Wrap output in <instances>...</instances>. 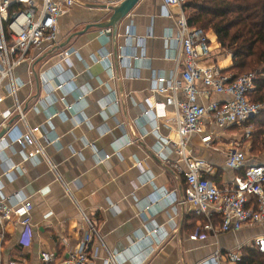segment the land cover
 I'll use <instances>...</instances> for the list:
<instances>
[{
    "label": "crops",
    "instance_id": "0c3cea01",
    "mask_svg": "<svg viewBox=\"0 0 264 264\" xmlns=\"http://www.w3.org/2000/svg\"><path fill=\"white\" fill-rule=\"evenodd\" d=\"M122 1L81 0L59 18V43L32 49L15 71L22 83L18 92L22 112L31 126L42 125L41 144L75 199L97 221L118 264H210L217 250L250 241L264 233V225L207 234L201 228L206 219L195 215L192 203L183 202L185 176L172 166L177 154L163 143V137L173 132L148 111L164 99L152 91L154 77L169 78L177 66L171 38L178 31L176 18L165 14L163 0H140L120 24L117 40L106 29L95 27L73 36L108 20L110 7ZM131 26L133 37L128 35ZM208 35L213 59L225 73L233 74L225 71L233 65V55L220 49L213 31ZM66 51L69 59L63 57ZM124 53L144 56L123 58ZM106 55L110 56L104 60ZM62 78L72 79L75 92L68 85L57 88ZM80 94L85 96L79 99ZM14 105L15 99L6 92L0 105V130L5 127L3 112L14 110ZM66 105L72 106L69 112ZM53 113L59 115L49 120ZM7 124L22 129L17 111ZM221 132L216 149L206 147L198 134L188 143L194 154L204 155L216 167L210 178L219 186L235 174L226 166L222 150L238 130L230 127ZM5 137L9 139L8 134ZM32 149L13 143L0 154V196L10 205L25 200L33 204L30 240L16 218L7 222L4 237L0 236V264H44L43 252L65 256L87 231L76 202L41 155L24 162L27 172L16 169L12 176L5 174ZM251 150L250 156L264 163V151ZM106 155L109 158L103 160ZM93 245L96 255L90 264H107L106 248L97 239Z\"/></svg>",
    "mask_w": 264,
    "mask_h": 264
},
{
    "label": "built area",
    "instance_id": "2783aa9c",
    "mask_svg": "<svg viewBox=\"0 0 264 264\" xmlns=\"http://www.w3.org/2000/svg\"><path fill=\"white\" fill-rule=\"evenodd\" d=\"M81 0H42L40 6L32 0H0V105L7 92L15 99L14 110L21 118L19 125L8 128L7 120L14 110L3 112V125L8 129L9 139L0 140V154L4 146L30 145L33 149L23 153V160L14 164L5 174L12 176L16 169L27 172L24 162L35 160L41 155L64 184L66 193L74 200L87 224V231L78 243L65 256L52 251L42 253L44 264H90L96 255L93 242L99 240L106 248L107 264H118L116 255L106 247L98 230L97 221L91 218L86 210L75 199L72 188L63 181L58 168L52 163L44 146L40 142L42 125L31 126L18 98L22 86L15 74L17 67L28 59L29 52L49 43L53 47L59 43V18L66 14ZM165 14L176 18L178 31L171 38L176 43L177 63L175 72L167 78L156 75L152 91L163 95L164 99L154 102L149 112L163 120L173 135L163 137L166 147H171L178 156L172 166L184 174L186 186L183 202L194 205L197 216H203L202 230L207 234L218 236L222 233L237 232L246 227L264 225V163L255 161L250 156L255 126L248 122L264 109V102H255L250 95L256 89L259 71H251L234 78L225 73L215 61L211 39L202 28L191 26L185 5L187 0H163ZM16 5V7H14ZM112 33V28L106 29ZM129 37L135 36L131 26ZM68 51L63 53L69 59ZM110 55L104 56L107 60ZM123 58H139L124 53ZM114 68V63L109 62ZM72 77V75H71ZM57 80V79H55ZM57 88L70 87L75 92L72 79L57 81ZM222 95V99H213ZM85 94H80L82 99ZM65 101V98H61ZM208 100L207 102L205 101ZM116 99V103H119ZM66 105L65 112L71 110ZM59 113H53L52 117ZM230 127L238 130L237 136L229 139L228 147L223 151L226 166L235 172L234 176L219 186L210 176L216 174V167L204 156L194 154L188 143L193 135H200L201 142L208 148L216 149L220 143L217 137L221 131ZM159 129V125L156 130ZM5 134V135H6ZM132 138H129V140ZM2 145V146H1ZM108 155L103 160H107ZM0 178V183H1ZM1 191V190H0ZM1 193V192H0ZM33 204L22 201L10 205L6 198L0 196V236L4 237L7 222L16 218L25 227V236L30 240ZM218 217L219 221L215 219ZM248 249L264 253V233L254 236L250 241L234 249L217 250L209 259L210 264H242L244 253Z\"/></svg>",
    "mask_w": 264,
    "mask_h": 264
},
{
    "label": "trees",
    "instance_id": "16d2710c",
    "mask_svg": "<svg viewBox=\"0 0 264 264\" xmlns=\"http://www.w3.org/2000/svg\"><path fill=\"white\" fill-rule=\"evenodd\" d=\"M185 8L191 26L212 30L221 47L233 55V65L225 71L234 78L246 69L259 71L250 97L264 102V0H187ZM248 124L257 129L251 151H264V109ZM242 264H264V253L248 249Z\"/></svg>",
    "mask_w": 264,
    "mask_h": 264
},
{
    "label": "water",
    "instance_id": "95a60500",
    "mask_svg": "<svg viewBox=\"0 0 264 264\" xmlns=\"http://www.w3.org/2000/svg\"><path fill=\"white\" fill-rule=\"evenodd\" d=\"M139 1L140 0H123L119 5L114 6V7H110V10L112 11V13H111V16L109 17L108 20H105V21H102V22H99V23H96V24L88 25V27H86L85 29L74 33L73 36L80 35V34L86 32L91 27H95V28H98V29L112 28V33H107V35L108 36H112L113 35L114 38L117 40V34H118V30L120 28L119 27L120 24L126 18V16L132 11V9L136 6V4ZM67 43H64L63 47ZM7 131H8V129L6 127L2 128L0 130V140L5 136Z\"/></svg>",
    "mask_w": 264,
    "mask_h": 264
},
{
    "label": "rangeland",
    "instance_id": "374dc122",
    "mask_svg": "<svg viewBox=\"0 0 264 264\" xmlns=\"http://www.w3.org/2000/svg\"><path fill=\"white\" fill-rule=\"evenodd\" d=\"M209 32H212V30H209ZM214 41H215V39H214ZM214 43H215V42H214ZM215 44H216V43H215ZM219 47H220V49H221L222 51H224V52H226V53L229 52V51L225 50L224 48H222L220 44H219ZM229 53H230V52H229ZM250 71H258V70H247V69H246L245 71L240 72V74H241V73L250 72ZM256 132H257V129H256ZM263 139H264V136H263Z\"/></svg>",
    "mask_w": 264,
    "mask_h": 264
}]
</instances>
